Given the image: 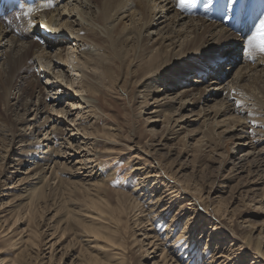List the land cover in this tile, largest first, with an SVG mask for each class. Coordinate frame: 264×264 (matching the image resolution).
<instances>
[{
  "label": "rangeland",
  "instance_id": "obj_1",
  "mask_svg": "<svg viewBox=\"0 0 264 264\" xmlns=\"http://www.w3.org/2000/svg\"><path fill=\"white\" fill-rule=\"evenodd\" d=\"M245 1L248 6L253 3ZM256 4L264 6L260 0ZM191 5L195 4L188 6ZM161 27L146 28L143 39L151 35L146 39L155 42ZM111 30L109 33L101 30L91 47L94 58L91 64L95 67L91 91L80 90L81 76L71 68L80 48L68 51L64 67L51 60L52 71L62 70L59 79L64 80L66 88L59 92L53 89L48 93L51 89L45 82L58 78L49 75L40 78L38 68L28 73L31 76L22 82L20 90L16 87L22 72L20 66L21 71L12 72L15 76L0 78V264H226L223 261L227 256L233 257L232 264H253V252L245 245L249 237L256 240L262 233L264 252V108L260 109L255 97L240 95L247 102L244 108L248 109L242 114L246 117L254 110L251 114L254 119L245 138L237 140L231 134H222V129L215 133L210 128L204 131L206 140L197 142L204 134L196 131L202 128V119L183 129L174 125L171 128L164 114L160 117L162 122L153 121V104L144 105L146 87L143 64H138V39L123 43L121 37L114 43L112 38L120 28ZM168 30L169 27H164L162 32ZM35 42L37 46L43 45ZM256 52L264 56L259 49ZM226 64L223 63L224 68ZM237 65L223 76L224 88L209 104L225 98L229 91L226 82L234 77L240 63ZM71 78L75 81L73 86L65 81ZM22 87L25 93L20 101L17 96ZM80 94H89L96 106L88 108L76 96ZM38 97H46V103H55L52 110L55 116L57 110L64 109L60 123L70 126L71 133L79 136L88 133L95 139L90 145L98 155L93 163L101 167L102 175L81 178L73 174L84 161L83 150L77 148L72 151L76 154L66 161L70 169L62 165L67 169L61 168L54 179L51 170L43 179H34L37 163L30 155L25 164L19 165L26 144L20 138L11 140L9 132L15 130L16 121L14 112L6 109L4 103L10 102L8 105L13 104V108L19 102L25 103L26 98L37 102ZM148 101L154 100L150 96ZM202 107L198 103L183 113L190 114L192 120L199 119L196 113ZM31 109L26 114L31 122L37 121L36 114L46 115L41 112L44 106ZM56 121L48 123V127ZM32 130L26 129L28 135L24 139H29ZM44 133L38 135L37 131L36 139H42ZM67 145L62 148L66 150ZM43 149L46 151L48 147ZM87 182L95 184L91 187ZM179 189L187 193L176 191ZM159 195L162 200L156 202ZM193 199H197L196 204ZM190 201L194 206L186 209L185 206L191 207ZM219 207L221 210L215 217L208 214ZM195 210L206 217L189 223ZM187 222L192 229V237L187 239L192 249L189 253L183 249L185 244L177 243ZM215 222H220L223 228L219 231L210 228ZM169 223H175L171 226L173 230L167 228Z\"/></svg>",
  "mask_w": 264,
  "mask_h": 264
},
{
  "label": "bare ground",
  "instance_id": "obj_2",
  "mask_svg": "<svg viewBox=\"0 0 264 264\" xmlns=\"http://www.w3.org/2000/svg\"><path fill=\"white\" fill-rule=\"evenodd\" d=\"M252 1V5L248 6L245 0H196L195 5L189 7V4H186L184 8H181L179 0H46L42 3L39 0L40 3L36 4L34 9L15 10L0 20V78L10 77L12 72L21 71L18 70L21 67L22 72L16 81V87L19 89L22 82L29 80L31 74L28 73L32 69L38 68L40 78L48 75L58 78L57 81L47 79L45 85L48 90L51 89L48 93H52L53 89H57L59 92L63 90L62 87L66 88V86L62 82L63 79H59L63 76V74L60 75L62 70L55 73L50 69L51 60L54 59L57 66L64 67L68 51L72 48H80V55L71 68L81 76V81L78 83L80 90L91 91L92 73L95 70L91 64L94 59L92 44L101 35V30L109 33L112 32V28H120L118 34L112 38V42L115 43V40L121 37L123 43L138 39L139 62H137L139 66L143 64V69H140L143 70V86L146 87L143 92L144 105L145 103L153 104L151 111L153 121L162 122L160 117L164 114L165 120L172 125L171 128L174 125L183 129L202 119V128L196 129L197 132L200 130L203 133L211 128L216 133L222 129V134H231V138L234 140L243 139L247 135L246 131L251 127L249 125H251L250 121L254 119L252 117L254 110L251 112L252 115L246 113L247 116L244 117L245 115L242 113L246 109L244 107L247 102L240 95L243 96L247 93L251 97H255L259 102L260 109L264 108V56L258 55L257 47L248 48V38L255 31L258 14L262 12L264 15V6H256L258 0ZM227 2L231 3L233 7L226 9ZM260 3H264V0H260ZM155 26H162L157 33L158 37L153 40L155 42L146 39L151 35H146L145 40L147 41H145L143 39L144 30ZM164 27H169V30L162 32ZM140 39H142V43ZM35 41L43 42V45H39V47ZM36 47L38 49H35ZM53 47H55L54 52L50 50ZM31 53L33 56H30ZM223 63H227V66L224 65L225 68ZM239 63L240 66L234 77L226 82L229 91L225 98L209 104L224 88L221 86L225 80L223 76L235 64L239 65ZM14 74L13 76H15ZM11 79L14 80L15 77ZM206 79L207 83L202 85ZM73 80L71 78L65 81L68 85L73 86V82H75ZM244 80L247 82L242 84L241 82ZM247 83L249 84L246 85ZM21 90L22 92L17 96L20 101L25 93L23 87ZM10 96L12 95L10 94ZM76 96L88 108L96 106L89 94ZM150 96L154 100L152 103L148 101ZM46 97L43 99L38 97L37 102L34 99L26 98L25 103L19 102L13 108H11L13 104L8 105L10 102L4 103L8 107L6 109L11 113L14 112L16 121L15 130L9 132V135H12L11 140L15 141L16 138H20L19 140L26 144L24 157L20 159L19 165L25 164L26 158L30 155L37 163L33 178L41 180L51 170L50 176L54 179L59 170L62 171L61 168L67 169L63 166H68L66 161L76 154L72 151L77 148L83 150L84 161L81 160L82 166L77 167L73 174L81 178L89 176L95 178L102 175L101 167L96 165L97 163L95 165L93 163L94 157H98L90 147L95 139L88 133L84 136L71 133L70 126L60 123L63 119L59 116L64 114V109L57 110L58 115L55 116L52 113L55 103H46ZM198 103L203 105L196 113L200 117L192 120L189 118L190 114L183 112ZM40 105L45 107L41 112L46 115L40 117L36 114L37 121L31 122L26 114L33 110L31 107H37L36 110H39ZM254 105L256 104L254 103ZM21 110L26 113H20ZM41 118L43 120H40ZM55 120H58L56 121L58 123L49 128L48 123ZM38 122L39 124H37ZM31 127L33 130L29 134V139H24L28 135L26 129ZM37 131L38 135H43V131L45 132L42 139H36ZM2 134L8 135L3 132ZM206 136L207 132H204L197 142L200 143ZM66 143L69 145L64 150L62 147ZM44 146H47L48 150L45 151ZM229 152H232V147L229 148ZM39 153L44 155L40 156ZM40 160L46 162L39 164ZM51 163H54V166L51 167ZM68 168L70 169L69 166ZM99 170L101 172L98 174ZM148 173L141 174L147 175ZM86 184L92 187L95 182ZM181 190L176 191L182 192L183 190ZM184 192L187 193L186 190L182 193L184 194ZM161 196L159 195L156 202L162 200L163 196ZM193 200L196 204L197 199ZM188 205L191 207L185 206L186 209L194 206L191 201ZM220 210L219 207L218 210L209 211L208 214L215 217ZM203 215L195 210L188 222L191 223V220L195 218L200 219ZM153 219L156 220L155 217ZM172 222H175L174 218H172ZM188 222L177 237V243L185 244L183 249L189 253L192 249L189 247L190 241L187 239L192 237L190 234L192 229L189 228ZM175 223H169L167 228L172 229ZM219 225L220 222L218 224L215 222L212 226L210 225V228L219 231L223 228ZM169 233L166 234V239L169 238ZM261 234L259 233L260 237ZM260 237L256 240L249 237L245 243L246 248L253 252L254 257L251 261L253 264H263L264 261L263 241ZM232 258V256H227L223 262L232 264Z\"/></svg>",
  "mask_w": 264,
  "mask_h": 264
},
{
  "label": "snow or ice",
  "instance_id": "obj_3",
  "mask_svg": "<svg viewBox=\"0 0 264 264\" xmlns=\"http://www.w3.org/2000/svg\"><path fill=\"white\" fill-rule=\"evenodd\" d=\"M196 0H179V6L184 8L186 4H195ZM225 7L231 8L230 3ZM257 47L261 53H264V15L258 18V23L255 25V31L248 38V48Z\"/></svg>",
  "mask_w": 264,
  "mask_h": 264
}]
</instances>
